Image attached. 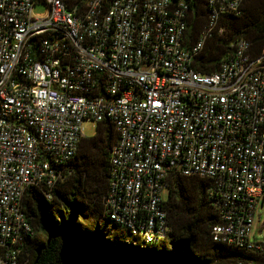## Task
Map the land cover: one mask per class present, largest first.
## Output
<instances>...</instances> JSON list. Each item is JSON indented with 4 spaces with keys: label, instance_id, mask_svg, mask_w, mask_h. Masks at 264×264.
<instances>
[{
    "label": "built area",
    "instance_id": "1",
    "mask_svg": "<svg viewBox=\"0 0 264 264\" xmlns=\"http://www.w3.org/2000/svg\"><path fill=\"white\" fill-rule=\"evenodd\" d=\"M194 1L0 0V264H17L32 234L25 190L50 199L87 119L117 134L105 208L126 242L167 236L172 172L209 180L212 240L263 259L235 264H264V243L249 237L264 203V46L253 55L238 39L217 71H195L192 56L243 0H204L206 26L188 50Z\"/></svg>",
    "mask_w": 264,
    "mask_h": 264
},
{
    "label": "trees",
    "instance_id": "2",
    "mask_svg": "<svg viewBox=\"0 0 264 264\" xmlns=\"http://www.w3.org/2000/svg\"><path fill=\"white\" fill-rule=\"evenodd\" d=\"M191 25L184 48L190 50L206 26L204 0L193 3ZM222 32L212 33L192 56V68L201 74L218 70L245 39L253 55L264 46V0H243L239 12L219 21ZM117 137L112 124L96 122L95 133L82 137L75 154L56 166L59 177L49 188L28 187L22 198L23 213L32 227L22 241L17 264H235L263 261L249 251L215 242L211 227L219 222L217 202L209 196L211 183L199 177L169 173L164 208L169 231L157 244L126 242L128 231L106 215L111 148Z\"/></svg>",
    "mask_w": 264,
    "mask_h": 264
},
{
    "label": "rangeland",
    "instance_id": "3",
    "mask_svg": "<svg viewBox=\"0 0 264 264\" xmlns=\"http://www.w3.org/2000/svg\"><path fill=\"white\" fill-rule=\"evenodd\" d=\"M44 12V6L40 3L35 4L32 8V14L35 16L41 15ZM81 127L83 136L90 137L95 133L96 122L87 119L82 121ZM249 237L252 240L264 243V203L262 205L256 203L255 205L253 225Z\"/></svg>",
    "mask_w": 264,
    "mask_h": 264
}]
</instances>
